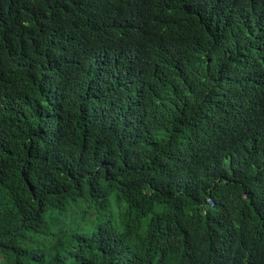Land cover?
<instances>
[{
	"label": "trees",
	"instance_id": "16d2710c",
	"mask_svg": "<svg viewBox=\"0 0 264 264\" xmlns=\"http://www.w3.org/2000/svg\"><path fill=\"white\" fill-rule=\"evenodd\" d=\"M1 264H264V0H0Z\"/></svg>",
	"mask_w": 264,
	"mask_h": 264
},
{
	"label": "rangeland",
	"instance_id": "374dc122",
	"mask_svg": "<svg viewBox=\"0 0 264 264\" xmlns=\"http://www.w3.org/2000/svg\"><path fill=\"white\" fill-rule=\"evenodd\" d=\"M0 264H1V261H0Z\"/></svg>",
	"mask_w": 264,
	"mask_h": 264
}]
</instances>
